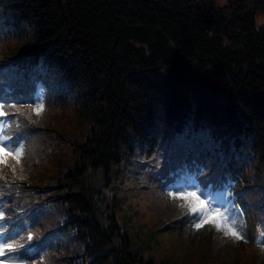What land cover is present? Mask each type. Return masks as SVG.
I'll use <instances>...</instances> for the list:
<instances>
[{
	"label": "trees",
	"instance_id": "trees-1",
	"mask_svg": "<svg viewBox=\"0 0 264 264\" xmlns=\"http://www.w3.org/2000/svg\"><path fill=\"white\" fill-rule=\"evenodd\" d=\"M258 12L264 0H0V119L26 177L0 175V242L15 248L0 264H264ZM67 100L80 140L11 107ZM192 185L247 242L193 229L166 196ZM150 187L161 198L145 218L127 198ZM163 236L172 249L159 258Z\"/></svg>",
	"mask_w": 264,
	"mask_h": 264
},
{
	"label": "snow or ice",
	"instance_id": "snow-or-ice-1",
	"mask_svg": "<svg viewBox=\"0 0 264 264\" xmlns=\"http://www.w3.org/2000/svg\"><path fill=\"white\" fill-rule=\"evenodd\" d=\"M5 67L0 65V68ZM16 112L24 114L28 111L39 117L43 108V102L35 105H27L26 108H18L16 105L11 106ZM7 114L3 105H0V117H6ZM29 118V117H26ZM35 122V121H30ZM8 119H0V175L5 171L10 172L13 179L24 180V167L22 157L24 155V146L18 139L13 140L6 134V127ZM198 186L192 185L189 187L167 191L166 196L169 200L180 201L179 207L186 209L189 215L193 216L192 227L195 230H200L205 225L215 228L216 231L222 232L225 237H230L233 241L247 242L244 235L236 228L235 221H231L219 208L213 207L204 199H201V194H198ZM3 213H0V218ZM28 239L32 236L29 234ZM15 250L14 245L7 242V240L0 242V257L5 260L10 258V254ZM264 251V247H261Z\"/></svg>",
	"mask_w": 264,
	"mask_h": 264
},
{
	"label": "rangeland",
	"instance_id": "rangeland-1",
	"mask_svg": "<svg viewBox=\"0 0 264 264\" xmlns=\"http://www.w3.org/2000/svg\"><path fill=\"white\" fill-rule=\"evenodd\" d=\"M210 2L214 7H220L226 3V0H210ZM263 25H264V13L258 12L255 16V28L258 29L262 27ZM71 101L72 100H67L65 104L63 105V107L59 106L54 110H50L49 112L43 109L40 115H42L43 113L46 115H50V117H52L53 120L57 123L58 127L60 128V132L63 135L65 134L66 137L71 138V139H73L72 137L75 136L78 138L77 140H80L81 135H82L81 133H83V128H82L81 123L77 120L75 116L77 114L73 108V104ZM39 139L40 138L34 135L26 139L27 140L26 149L29 151L31 155L30 159H35L37 156H39V153H37L38 151L37 141ZM60 141L64 144L69 145L68 144L69 141L68 143H66L64 139ZM66 150L69 152L70 147L68 146ZM128 195L131 196L130 193H128ZM160 198H161V195L159 194L158 191H156V188L150 187L146 193L136 194L134 198H127V202L131 201L129 203L130 204L132 203L133 207H136L139 210V212L142 211V213H144L145 218H151L154 216L151 211L154 208L159 207L158 204H160V201H159ZM217 208H219L226 215H228L229 212L226 210V206H224L223 208H220V205L217 204ZM122 214L128 215V211L122 210ZM156 214H157V211H156ZM136 218H138L137 215H136ZM134 226H135V222H132L131 232H135L136 228L134 229L133 228ZM144 231H146V227L143 228L142 233H140L139 235L140 236L143 235ZM164 238L165 239L163 242H161L160 248L156 254V256L159 258L167 257L169 251L172 249L170 247H167L165 243L169 240L173 241V239H170L168 237H164ZM203 247H205L204 244L200 245L198 248L199 251H201L202 250L201 248ZM181 254L183 253L181 252ZM0 260H3V258L0 257Z\"/></svg>",
	"mask_w": 264,
	"mask_h": 264
}]
</instances>
